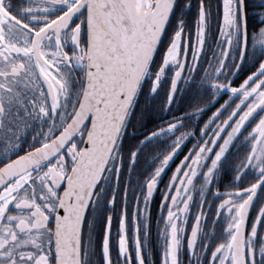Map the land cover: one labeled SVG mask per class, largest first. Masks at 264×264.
<instances>
[{
  "label": "snow or ice",
  "instance_id": "6c2138e0",
  "mask_svg": "<svg viewBox=\"0 0 264 264\" xmlns=\"http://www.w3.org/2000/svg\"><path fill=\"white\" fill-rule=\"evenodd\" d=\"M0 264H264V0H0Z\"/></svg>",
  "mask_w": 264,
  "mask_h": 264
}]
</instances>
